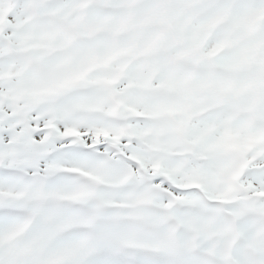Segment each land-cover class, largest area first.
<instances>
[{"label": "snow or ice", "instance_id": "6c2138e0", "mask_svg": "<svg viewBox=\"0 0 264 264\" xmlns=\"http://www.w3.org/2000/svg\"><path fill=\"white\" fill-rule=\"evenodd\" d=\"M0 264H264V0H0Z\"/></svg>", "mask_w": 264, "mask_h": 264}]
</instances>
